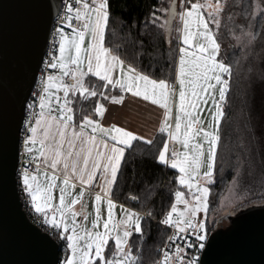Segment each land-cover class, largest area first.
Wrapping results in <instances>:
<instances>
[{"label":"snow or ice","instance_id":"obj_1","mask_svg":"<svg viewBox=\"0 0 264 264\" xmlns=\"http://www.w3.org/2000/svg\"><path fill=\"white\" fill-rule=\"evenodd\" d=\"M75 3L77 7H73L71 2L66 5V15L60 22L72 27L71 38L65 33L64 27H58L56 32L60 37L59 57L53 55L51 60L46 62L48 67L52 69L59 67L62 72L57 75L48 74L46 77L42 73L43 92L39 98L41 111L35 117L34 124L29 122L30 134L24 139L25 151L32 154L25 163L31 166L35 162L36 171L30 173L28 168H22L20 177L24 185L23 190L29 194L35 212L42 215L43 223L51 227L58 239L66 241L70 255H67L61 264H139L140 258L133 255L129 238L133 232L143 235L142 221L145 216L121 205L124 217L116 221L113 216L115 202L111 194L125 156V149L137 140L149 145L154 141L138 136L133 131L114 123L106 127L100 120L90 115L83 116L77 130L71 114L73 109L68 99L70 92H79L85 99L100 96L115 103H122L124 100L123 94L108 97L104 91L97 92L94 87L86 86L85 77L93 74L104 82V88L109 86L113 89L118 88L122 93L143 97L164 109L158 130L167 133L169 140L180 142L184 150L178 152L173 147L169 158V142L165 140L156 159L163 164L170 163L173 169H178L180 175L176 179L179 184L194 191L189 201L183 192L177 190L175 202L160 221L163 225L175 229L167 238V243L171 244L174 250H169L166 245L163 249V258L157 264H202L201 255L206 247L211 246L210 224L206 216L209 210L211 185L215 182L220 160L219 147L222 141L220 126L222 118L226 115L225 104L233 75L232 64L218 58L221 44L209 26L208 18H211L218 29L221 23L219 17L225 7L229 6L228 0H224L223 3L216 0L214 5L200 3L199 0L192 3L189 0L190 6L179 12L176 11L173 0H168L169 6L159 9L169 14L160 25L169 33L172 31L173 18L178 16L182 22V28L176 29L184 46L179 48L178 56L176 79L179 92L174 129L169 123V118L173 114L169 101L176 96L175 86H170L169 81L165 79H153L139 72L130 62L122 59L117 51L105 46L106 29L111 17L108 0H75ZM205 7L211 9L207 13L208 18L203 12ZM247 7L250 9L249 16L258 11L259 15L264 17V0ZM151 16L152 23L155 24L159 19L156 11H153ZM73 20L78 22V26H73ZM243 26L249 29L243 33L249 42H254L257 35L264 39V32L257 34L250 23L245 22ZM86 36L89 37L87 46ZM65 77H70L71 82H66ZM61 90L63 101L57 95ZM52 96H55L59 105V116L51 111ZM209 99L213 130L198 126L203 123L201 114L204 109L201 105L207 106ZM29 107L33 105L30 104ZM45 109H48L47 113ZM94 111L103 117L105 105L97 100ZM66 113L68 115H65ZM69 129L71 135L68 134ZM86 129H90V132ZM201 134L207 142L206 151L204 143L196 140ZM35 153H39L43 160ZM246 164L248 160L243 154L237 155L234 176L229 182V190L236 192L229 201L232 215L243 208L248 199L240 194ZM42 166H46L43 172L44 183L38 178ZM49 169L52 170L51 175H48ZM57 170L62 174V180L57 175ZM247 175H253L250 167ZM74 177L81 185L86 186L81 187L75 196L69 191L70 188L76 187L73 183ZM97 180H102L101 191H97L94 196L96 214L95 219L91 221L92 228L89 229L86 224L77 220L82 213L76 211L74 206L82 204L86 188ZM260 181L264 186V170L260 172ZM56 187H59L58 204L53 203V189ZM66 196L71 197L70 202L66 201ZM130 198L137 199L135 196ZM102 200H106L107 203V219L103 220L104 230L100 231ZM177 204H182L183 207L178 208ZM201 212L204 213V219L200 218ZM146 215L151 217L152 213L148 212ZM83 218L85 221L88 219L86 214ZM129 227L131 231L128 230ZM110 239L115 241V249L112 250L111 256L107 252Z\"/></svg>","mask_w":264,"mask_h":264},{"label":"trees","instance_id":"obj_2","mask_svg":"<svg viewBox=\"0 0 264 264\" xmlns=\"http://www.w3.org/2000/svg\"><path fill=\"white\" fill-rule=\"evenodd\" d=\"M183 1L178 0L177 12L182 10ZM258 2L259 0H230L228 21L223 24V29L228 26L232 35L229 37V45L221 49L220 56L225 62L232 64L233 75L225 104L226 115L220 126V160L215 182L211 185L210 213L218 209L222 197L229 190L236 157L241 153L248 160L240 190V194L248 199L241 209L264 206V186L260 181V172L264 170V39L257 35L254 42H249L243 35L249 30L243 26L245 22L250 23L257 34L264 32V17L258 11L249 16L250 9L247 7ZM108 3L111 17L106 29L105 46L117 51L122 59L130 62L139 72L173 84L178 66L180 41L176 29L179 21L178 16L173 18L170 33L160 27L169 14L159 9L167 8L168 0H108ZM153 11L159 17L155 24L152 23ZM85 84L89 88L94 87L97 92L104 91L108 97L121 93L118 88H104V82L93 75L85 78ZM68 99L75 123H79L84 115L95 114L97 100H110L100 96L85 99L75 91L69 93ZM167 139L166 133H159L151 145L137 140L126 148L112 190L115 201L151 212L155 218H162L170 210L171 204L175 202V192L181 185L175 178L178 170L156 159ZM249 167L253 171L252 176L247 175ZM132 196L137 199H131ZM221 216L222 214L215 215V223L210 224L209 235ZM142 228L143 235L133 233L130 243L141 246L145 264H152L158 256L159 248L167 239L168 230L149 218L143 219ZM111 250L110 245L109 254ZM65 256H61L60 264Z\"/></svg>","mask_w":264,"mask_h":264},{"label":"water","instance_id":"obj_3","mask_svg":"<svg viewBox=\"0 0 264 264\" xmlns=\"http://www.w3.org/2000/svg\"><path fill=\"white\" fill-rule=\"evenodd\" d=\"M61 5L62 0H0V264L61 260L56 239L28 218L17 182L25 111ZM210 240L202 264H264V206L235 215L225 210Z\"/></svg>","mask_w":264,"mask_h":264},{"label":"built area","instance_id":"obj_4","mask_svg":"<svg viewBox=\"0 0 264 264\" xmlns=\"http://www.w3.org/2000/svg\"><path fill=\"white\" fill-rule=\"evenodd\" d=\"M71 2L73 4V7H77L78 5H76L75 0H62V5H61V9L59 11V13L55 16L54 19V23L52 26V30L50 33V37L48 40V45L46 48V52H45V56L42 62V65L40 67V70L38 72V77H37V81L35 84V87L32 91L31 97L29 99V102L27 103V107H26V111H25V117H24V121H23V125H22V129H21V135H20V162H19V167H18V171H17V182H18V188L20 191V195H21V200H22V206L23 209L25 210L28 218L30 219V221L32 223H34L35 225H37L42 231L46 232L49 236L53 237L54 239H56V241L59 243V247L61 250V256L64 255L69 249L66 247V241H63L61 239H58L57 236L55 235V233L53 232V230L51 229V227L46 226L43 223V217L40 213L35 212V210L33 209L31 203H30V196L28 193H26L23 189H24V185L22 183L21 177H20V173L22 168H28L30 173H33L36 171V163L33 162L31 166H29L28 164L25 163V161H28L31 158L32 154H29L25 151L24 148V139L26 138V136L29 133L28 129H29V122H31L32 124L35 123V117L37 115H39L41 109L39 106V98L40 95L43 92V79H42V73L44 75V77H46L48 74H53V75H57L60 73L59 67H57L56 69H52L50 67H48V64L46 62H49L51 60V57L53 55L58 57V52H59V35L57 34L56 30L58 27H64V31L65 33H67V35L69 37H71L72 35V27H69L67 24H61L60 22L63 20V18L66 15V5ZM191 2L193 3V1L191 0ZM186 6H190L189 0H185L184 3ZM73 26H78V22L73 20L72 21ZM66 82H71V78L70 77H65L64 78ZM32 104L33 107H29V105ZM167 134V133H166ZM169 142V158H170V154L171 151L173 150V147H175L176 150V146L174 145V142L169 140V138L167 139ZM168 165H171L170 163ZM178 177V175H175V178ZM99 183H95L93 186L87 187L86 191L88 193L89 196H93L95 195V193L99 190ZM130 207V206H129ZM132 209L138 211L141 213V215H144L145 218L144 219H153L154 221L160 223V221L164 218V215L162 218H155L153 216V214L151 215V217H148L146 215V213H148L147 211H143V210H138L135 209L133 207H131ZM175 219V216L173 217ZM162 226H164L167 230H168V236L167 238L173 234V232L175 231V229H173L171 226H166L163 225L162 223H160ZM132 247L133 250V255L134 256H138L139 259V264H145L143 257H142V247L135 245V244H129ZM167 245V247L169 248V250H174L173 246L171 244L167 243V239L165 241V243L163 244V246H161L159 248L158 251V256L155 259V261L152 264H157L158 261L162 260L163 258V249L165 248V246ZM203 255V253H202ZM201 255V257H202Z\"/></svg>","mask_w":264,"mask_h":264},{"label":"crops","instance_id":"obj_5","mask_svg":"<svg viewBox=\"0 0 264 264\" xmlns=\"http://www.w3.org/2000/svg\"><path fill=\"white\" fill-rule=\"evenodd\" d=\"M179 1H182V0H179ZM184 3L185 2L183 1V5H184ZM69 38H71V37H69ZM88 42H89V37L86 36L85 46H87ZM58 57H59V52H58ZM61 72H62V70H60V73ZM116 74L119 75V72H117ZM89 75H93V74H89ZM170 86H171V84H170ZM52 91L55 92V89H53ZM121 94L124 95V100L122 103H115L111 100H109L108 102H100V103H103L105 105V109H106L105 115L103 117H100L96 113L92 114L90 116L94 119L100 120L101 123L106 127L110 126L111 124L114 123L120 127L126 128L127 130L133 131L138 136H144V137H146V139H152L153 140L154 138H156V136L159 133H161V132H159L158 129L160 127V122L163 119L164 109L161 106L154 104L150 100H145L143 97H137L131 93H122L121 92L119 95H121ZM57 95H59L61 98V101H63V98H64L63 91L61 90L59 93H57ZM171 100H172V98H170L169 103H170V106L172 107L173 100L172 101ZM70 107H71V105H70ZM58 109H59V105L56 103V98H55V96H52L51 111L55 115L59 116ZM44 111L47 113L48 109H45ZM71 114L73 115V113H71ZM209 114H210V112H209ZM65 115H68V113H66ZM175 115L176 114L173 113L172 116L169 118V123L173 126V129H174V125H175ZM201 120L203 121L202 125H204V122L206 123L209 121V116L207 118H206V115L201 116ZM73 123L76 125L77 130H78L80 122L75 123L73 120ZM202 125H198V126H202ZM39 131L40 130L38 129V133H39ZM86 131L90 132V129H86ZM68 134L71 135V129L68 130ZM77 143L79 144V141H77ZM174 145L176 147L178 146V148L180 149L179 152H182L181 151L182 144L180 142H174ZM37 147H39V145H37ZM125 151H126V149H125ZM35 155L37 157H39V153H35ZM39 159L43 160L42 157H39ZM45 167L46 166H42L39 170L40 174H39L38 178L42 183L45 182L44 175H43ZM51 171H52L51 169L48 170V175H51ZM178 174H179V172H178ZM57 175L60 176V178L62 180V174L60 173L59 170H57ZM57 183L59 184L60 181L58 180ZM73 183H75L76 187L74 189L70 188L69 191L75 192L77 194L80 192L81 187H86V186L81 185L79 180L76 179L75 177L73 178ZM95 183H99V185H101L102 180L95 181L93 183V185ZM99 190L101 191L100 186H99ZM53 196H54L53 203L58 204V202H59V187H56L53 189ZM94 196L95 195L89 196L87 191H86V194H85L83 201H82L83 207L85 206L88 209L89 205L91 203H93L95 206L96 204L94 202ZM111 198H112V194H111ZM69 199H70V197L66 196V201H68ZM114 202H115V204H119V205H123V206L127 207V205H124V204L117 202L115 200H114ZM101 203L102 204L106 203V200H102Z\"/></svg>","mask_w":264,"mask_h":264},{"label":"rangeland","instance_id":"obj_6","mask_svg":"<svg viewBox=\"0 0 264 264\" xmlns=\"http://www.w3.org/2000/svg\"><path fill=\"white\" fill-rule=\"evenodd\" d=\"M182 1H183V0H182ZM192 1H193V3L197 2V0H192ZM199 2H200V3H207V4H212V5H214V4L216 3V0H199ZM221 2L223 3L224 0H221ZM228 5H229V6H226V7H225V9L223 10V12L221 13V15H220V17H219L221 23H220V26H219L218 29H217L216 25L212 23L211 18H208V17H207V13H208L211 9H209L208 7H205V8L203 9V12H204L206 18H208V20H209V26H210V28H212V30H213V31L215 32V34L217 35L218 42L221 44V49H222V48H226L227 45H229V43H230V42H229V37H230V34H231V33H230V29L228 28V26L225 28V30L223 29V26H224L223 24H225V23L228 21V16H227V14H228V11H229V8H228V7L231 6L230 0H228ZM183 6L186 7V5H185V4H184V5L181 4L182 10H183V8H184ZM178 21H179V27L182 28V22L180 21L179 17H178ZM193 30H195V28H194ZM231 35H232V34H231ZM179 41H180V43H179V48H180V47H182V46H184V45L182 44V40H181L180 38H179ZM189 50L191 51L192 49L189 47ZM220 52H221V50H220ZM178 54H179V50H178ZM178 56H179V55H178ZM218 58H219V59H222V57L220 56V53H219V57H218ZM222 60H223V59H222ZM177 70H178V66H177ZM263 78H264V75H263ZM171 86H175V88H176V96H175L174 98H172V100H173V102H172V109H173V111H174L173 113L176 114V104L178 103V92H179V84H178V80L175 79L174 83L171 84ZM262 93H263V92H262ZM188 94L190 95V92H189ZM216 98L218 99V89H217V97H216ZM172 100H171V101H172ZM174 101H175V102H174ZM262 101H263V103H264V96L262 97ZM263 103H262V104H263ZM263 105H264V104H263ZM201 108L204 109V111H203V113L201 114V116L206 115V118L209 116V121L206 122V123L204 122V125H202V127H204L206 130H213L212 116H211V114H209V112H210L209 109L211 108V99L208 100V105H207V106H205V105H201ZM213 110H214V109H213ZM263 136H264V134H263ZM263 136H262V143H263V145H264ZM196 140L199 141V142H201V143H204V145H205V151H206V149H207V142L204 141V139H203V135L201 134L200 137H196ZM183 150H184V149H183V146H181V151H183ZM176 151H178V152L180 151V149L178 148V146L176 147ZM178 172H179V170H178ZM178 175H180V173H179ZM178 182H179V181H178ZM177 190L183 192V193L185 194V198L188 199L189 201H191V196H192V192L194 191V189H193V190H189L186 186L181 185V187L177 188ZM72 194H73V196L77 195V193H75V192H72ZM235 194H236L235 191H230V190H228V191L225 193V195L222 197L221 202H220V206L218 207V209H217L216 211L212 212V213H210V196H209V210H208V212H207V216H206V219H207V221H208L209 224H212V223H213V221H214V219H215V215L217 216V215L223 214L225 210H227V209H229V208L231 207L229 201L231 200V198H232ZM210 195H211V193H210ZM70 199H71V197H70ZM70 199L68 200V202H70ZM175 200H176V198H175ZM120 206H121V205H119V204H115V207H114V209H113V216H114V219H115L116 221H119V220L123 219V217H124V209H122ZM177 207H178V208H181V207H183V205H182V204H177ZM74 208H75L76 211L82 213L80 216L77 217V220L80 221V222L83 223V224H86V226H87L89 229H91V228H92L91 221H92L93 219H95V214H96V213H95V209H96V205L94 206V204L91 203V204L89 205V208L87 209L85 206L82 208L81 203H78V204H76V205L74 206ZM124 208L132 209V208L129 207V206H127V207L124 206ZM100 209H101V221H100L99 230H100V231H103V230H104V229H103V220H104V219H107V203H104V204L101 203V204H100ZM133 210H134V209H133ZM137 212H138V211H137ZM85 214H86L87 217H88L87 221H85L84 218H83ZM174 216H175V214H174ZM200 218H201V219H204V218H205L203 212H201V214H200ZM128 230L131 231V230H132L131 227H129ZM133 233H134V232H133ZM130 238H131V237H130ZM130 238H129V244H130ZM110 245H111V247H112V250H114V249H115V241H114V239H110L109 245L107 246V252H108V255H109V256H111V253L109 254V247H110ZM112 250H111V252H112ZM64 255H66V256H67V255H70V250H68ZM66 256H65V257H66ZM65 257H64L63 261L65 260Z\"/></svg>","mask_w":264,"mask_h":264},{"label":"flooded vegetation","instance_id":"obj_7","mask_svg":"<svg viewBox=\"0 0 264 264\" xmlns=\"http://www.w3.org/2000/svg\"><path fill=\"white\" fill-rule=\"evenodd\" d=\"M225 221H227L225 218H223L220 222V224L222 225V226H224L225 225Z\"/></svg>","mask_w":264,"mask_h":264}]
</instances>
